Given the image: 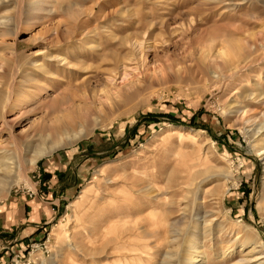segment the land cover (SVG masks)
Here are the masks:
<instances>
[{"label": "rangeland", "instance_id": "rangeland-1", "mask_svg": "<svg viewBox=\"0 0 264 264\" xmlns=\"http://www.w3.org/2000/svg\"><path fill=\"white\" fill-rule=\"evenodd\" d=\"M136 41L152 48L121 78ZM46 53L89 69L67 77ZM262 121L264 0H0V181H11L0 209L33 188L44 164L67 193L42 236L0 253V264H181L185 254L193 264H264V248L242 260L250 232L264 242V164L255 155L264 133L253 136ZM60 140L28 168L38 147ZM193 169L204 171L206 199L194 210L188 201L174 244L163 236L141 248L100 244L107 213L123 218L128 199L144 197L138 189L184 203L177 172ZM18 177L25 182L14 184Z\"/></svg>", "mask_w": 264, "mask_h": 264}, {"label": "bare ground", "instance_id": "bare-ground-1", "mask_svg": "<svg viewBox=\"0 0 264 264\" xmlns=\"http://www.w3.org/2000/svg\"><path fill=\"white\" fill-rule=\"evenodd\" d=\"M121 41H122V43H124V41H126V37L121 38ZM85 44H89V43L87 42ZM134 45H136L135 48H134ZM132 46H133L132 47L133 48V54L132 55L134 57L130 58V62H126V61H122L121 60V65L119 67V69L121 70V73H122L121 74V78H125L126 76H128L129 73H127V72H129V71L133 72V71L139 70L142 66H144L145 61L147 59L146 58L147 51L149 49L151 50V48H152V44L150 42H146V41H145V43L136 41V43H134ZM90 49L94 50L95 47L92 46V47H90ZM220 53L224 54V50L221 49ZM45 56L49 57V54L46 53ZM49 58L51 60L55 61L56 64L59 67H61L63 69L64 68L68 69L67 75H65L67 77H70L74 73L72 68H75V67L82 68L83 71L89 69L88 66L87 67H81L80 65L78 66L77 63H73L72 61L68 60V58H66L64 56L50 55ZM224 66L229 71L232 70V69H236L237 70V68L239 66V63H237V60H225ZM241 68H242V66H241ZM49 74L50 75H48V76H50L49 78L51 80H54V78L57 77V75L53 71L51 73H49ZM213 76L214 77H218V74H213ZM262 133H264V121H262V122H260L258 124V127L253 132V136H254V138H257ZM62 143H63V141H61V140L60 141H56V142L53 141L52 144L49 145V146H40V147H38L35 150L33 156L30 157L31 159H29L27 161L28 168L29 169L32 168L35 165L36 161L42 155H44L46 153H50L51 150H53L55 147H57L59 145H62ZM255 155H257V157H259L260 160H262L263 164H264V148L260 147L258 149H255ZM178 168H180V167H178ZM191 168H193V167H191ZM184 171L186 172V170H184ZM203 172H204L203 170H197L196 171L195 169H193V170H187L186 175H183L180 171L177 172L179 176H176V174H175L178 186L184 191L183 196H182L183 197L182 200L185 201L184 202L185 204L182 203V202H180L178 205L177 204H173V202L170 201L169 199H168L169 201L159 200V195H157L159 192L157 194L154 193L155 190L149 185L146 186V187L142 186L144 188L143 189H138L136 191V193H140L141 195H144L143 198H140V197L136 196L137 198L136 197L133 198V199L130 198V199H128V201L126 203L122 202V203H125L123 208L127 212L124 215L123 218L116 219V221L112 220V218H115L117 216L118 209H113V210H111V211H109L107 213V215H106V217L108 218L107 230L104 233H102L100 231L99 232L100 234L99 235L97 234L98 237L102 238V242L100 244L103 245L104 248H107V246L109 244L114 243V242L120 244L122 247L123 246L129 247L128 246L129 244L127 242L128 241H132L133 242V246H131V247H133V248H141L144 245L148 247L150 245V241H151L152 238H157L158 239L161 236H163L164 239H168L169 243H173L174 244L178 240V237L181 235V233L183 231V228L179 227V226L182 224V222H184V220L186 218V209H187L188 201L192 202L193 210L196 207L198 208L197 205H199V204L203 205V203L205 202L206 192L203 193V195L201 194V191L199 190L200 181L199 182L197 181V175H199V174H201ZM168 177H170V176H167V178ZM173 179L174 178H169V181L170 180L172 181ZM21 181L25 182V179L18 177L17 179L14 180V184L15 183L16 184H18V183L20 184ZM163 181H165V180H163ZM12 184H13V182H12ZM10 185H11V181H9V180H8V182L5 181V180L0 181V199H3L5 197V193H7L9 188H11ZM167 185H169V184H167ZM166 188H168V187H166ZM170 189H173V188H170ZM168 191H165V192H168ZM162 194H164V193H162ZM168 194L172 195V196L176 195V191H171ZM161 196H163V195H161ZM97 205H95V206H97ZM109 205H111V204H109ZM173 205H176V208L173 207ZM189 206H190V203H189ZM194 206H196V207H194ZM174 208L181 212V213L179 212L181 217H180V219L178 221L175 220L174 217L172 216V214L175 212ZM87 211H89V209ZM124 218H126L128 221L123 222ZM200 219L196 218L194 220L197 221V220H200ZM80 220H82V219H80ZM143 234H145L146 237H145V239L142 240V235ZM245 243H246V245H248L247 248H249V250H248L247 253L245 252L246 254L242 258V260H244V262L245 261L249 262V260H248L249 258H247V257L250 256L251 254H254V252L257 250V248H264V242L260 238H258L254 233H251V232L248 234V237L246 238ZM97 247H94V248H97ZM189 249H191V248H189ZM171 251H172V249H171ZM173 251H174V249H173ZM87 254L89 256L90 252H88ZM168 254L172 255V252H168ZM189 255L186 256V254H185V257L183 255V259H182V263L181 264H193L192 261H191V258L189 257ZM258 264H260V263H258Z\"/></svg>", "mask_w": 264, "mask_h": 264}, {"label": "crops", "instance_id": "crops-1", "mask_svg": "<svg viewBox=\"0 0 264 264\" xmlns=\"http://www.w3.org/2000/svg\"><path fill=\"white\" fill-rule=\"evenodd\" d=\"M38 170L41 175L38 171L37 180L32 181L33 188L15 190L10 201L0 209L1 258L23 250L28 241L39 239L63 211L66 187L62 189L58 185L59 177L46 170L45 164Z\"/></svg>", "mask_w": 264, "mask_h": 264}, {"label": "built area", "instance_id": "built-area-1", "mask_svg": "<svg viewBox=\"0 0 264 264\" xmlns=\"http://www.w3.org/2000/svg\"><path fill=\"white\" fill-rule=\"evenodd\" d=\"M32 193L31 192H29V195H31Z\"/></svg>", "mask_w": 264, "mask_h": 264}]
</instances>
